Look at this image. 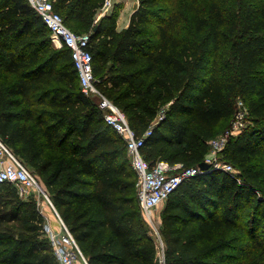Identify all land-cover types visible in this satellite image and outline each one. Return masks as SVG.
<instances>
[{"label":"trees","instance_id":"obj_1","mask_svg":"<svg viewBox=\"0 0 264 264\" xmlns=\"http://www.w3.org/2000/svg\"><path fill=\"white\" fill-rule=\"evenodd\" d=\"M176 1L140 0L119 29L117 9L97 19L104 0H53L72 30L91 33L98 88L137 135L152 130L142 147L152 164L199 165L237 99L246 102L251 123L223 150L238 177L209 168L182 181L161 235L164 264H254L264 251V0H193L189 15ZM0 136L90 264H158L126 140L29 0H0ZM44 221L34 195L0 183V264H60Z\"/></svg>","mask_w":264,"mask_h":264},{"label":"built area","instance_id":"obj_2","mask_svg":"<svg viewBox=\"0 0 264 264\" xmlns=\"http://www.w3.org/2000/svg\"><path fill=\"white\" fill-rule=\"evenodd\" d=\"M44 22L51 30L53 44L56 47L68 46L80 77L82 90L86 95L97 97L99 107L103 110L106 121L111 124L126 140L127 152L131 166L137 175V193L145 218L155 228L154 239L160 250V262L164 264V243L159 227L154 225V210L165 202L170 194L185 179L203 172L199 165L186 166L183 162L170 163L159 160L152 164L143 154L145 138L152 130L137 135L131 127L125 112L97 86L94 72L93 54L89 49L90 32H76L64 20L63 15L54 8L53 0H29ZM113 0H104L100 15L109 12ZM164 115L162 110L158 120ZM249 119L246 102L238 98L236 112L231 126L221 135L209 141V154L205 161L210 168L224 169L238 177L239 169L232 163L219 158L230 138L236 136L245 127ZM13 183L19 194L26 198L32 191L39 211L45 218L43 231L50 240L54 253L60 264H90L75 236L58 212L49 192L39 177L31 171L24 161L6 144L0 136V183Z\"/></svg>","mask_w":264,"mask_h":264},{"label":"rangeland","instance_id":"obj_3","mask_svg":"<svg viewBox=\"0 0 264 264\" xmlns=\"http://www.w3.org/2000/svg\"><path fill=\"white\" fill-rule=\"evenodd\" d=\"M139 1L140 0H113V5L110 7L109 10H110V12L113 11L114 9H117L119 11L118 28L120 27V29H121V28L125 27L123 25H125L126 23L128 25L129 20H130V15L136 9V7L138 6ZM192 3H193V0H177L176 1V5L181 7L183 10H185L187 15L190 14L189 8L191 7ZM198 3L202 7H204L206 5V3H207V0H198ZM224 3L226 5H228V7H232L234 5V3H236V0H224ZM99 13H100V11H99ZM99 13L97 15V19L100 18V14ZM224 60L229 61L230 63L233 62L232 54L230 52L226 51ZM93 98L96 101H98L97 97H93ZM250 123H251V120L248 119L245 127H247ZM231 124H232V121H231ZM231 124L229 125V121L223 122L221 127H220L221 131H220V133L218 135H220V134L222 135L231 126ZM243 129L241 131H243ZM219 158L222 159V160H225L223 151L219 154ZM30 195H34L35 196L36 194H35V192L32 191L28 196H30ZM165 204H166V201L163 202L162 204H160L154 210V214H155L154 225L156 226V228L159 227L160 232H161V229H162V215H163V211H164V208H165ZM143 217H144L143 219L146 220L145 223L148 226V229L150 230V232L151 233L153 232L155 234L154 226H152L150 221H148L145 218L144 214H143ZM260 235L264 237V226L260 229ZM157 244H159V243H157ZM254 264H264V251L261 253V255L259 257H257V259L254 262Z\"/></svg>","mask_w":264,"mask_h":264},{"label":"water","instance_id":"obj_4","mask_svg":"<svg viewBox=\"0 0 264 264\" xmlns=\"http://www.w3.org/2000/svg\"><path fill=\"white\" fill-rule=\"evenodd\" d=\"M199 166H200L201 169H204V170L210 168V164H209L208 162H206L205 160L201 161V162L199 163Z\"/></svg>","mask_w":264,"mask_h":264},{"label":"crops","instance_id":"obj_5","mask_svg":"<svg viewBox=\"0 0 264 264\" xmlns=\"http://www.w3.org/2000/svg\"><path fill=\"white\" fill-rule=\"evenodd\" d=\"M101 16V15H100ZM127 25V23L125 24V25H123V26H126ZM119 29H120V27H119ZM157 260H158V264H162L161 262H160V250H158V258H157ZM77 264H80V263H77Z\"/></svg>","mask_w":264,"mask_h":264}]
</instances>
